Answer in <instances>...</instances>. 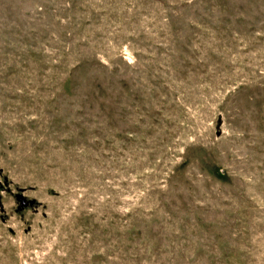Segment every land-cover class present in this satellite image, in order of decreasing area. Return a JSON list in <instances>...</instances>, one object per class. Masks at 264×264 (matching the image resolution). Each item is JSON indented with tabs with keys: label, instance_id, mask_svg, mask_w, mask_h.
<instances>
[{
	"label": "rangeland",
	"instance_id": "1",
	"mask_svg": "<svg viewBox=\"0 0 264 264\" xmlns=\"http://www.w3.org/2000/svg\"><path fill=\"white\" fill-rule=\"evenodd\" d=\"M0 264H264V0H0Z\"/></svg>",
	"mask_w": 264,
	"mask_h": 264
}]
</instances>
